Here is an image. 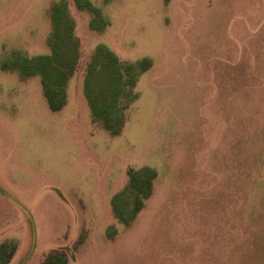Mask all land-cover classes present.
<instances>
[{
    "label": "rangeland",
    "instance_id": "1",
    "mask_svg": "<svg viewBox=\"0 0 264 264\" xmlns=\"http://www.w3.org/2000/svg\"><path fill=\"white\" fill-rule=\"evenodd\" d=\"M59 1L0 0V245L15 247L8 264H43L67 249L77 257L70 264H176V246L205 231L255 232L264 253V0H91L103 31L65 0L79 61L64 107L52 112L40 77L22 79L3 61L52 54L49 13ZM101 46L123 67L152 62L137 76L119 135L95 121L86 96ZM104 78L91 80L98 88ZM145 167L157 173L153 194L127 226L111 201L129 170Z\"/></svg>",
    "mask_w": 264,
    "mask_h": 264
},
{
    "label": "trees",
    "instance_id": "2",
    "mask_svg": "<svg viewBox=\"0 0 264 264\" xmlns=\"http://www.w3.org/2000/svg\"><path fill=\"white\" fill-rule=\"evenodd\" d=\"M74 1L77 8L94 15L90 22L92 30H105L107 21L91 0ZM49 14L52 33L48 44L52 54L31 58L20 52H14L3 61V67L17 71L22 79L39 76L49 108L52 112H57L65 105L66 85L79 61L80 41L74 35L75 25L70 17L67 1L54 3ZM98 65H101V69ZM89 67L90 82L86 86V96L93 117L112 135H119L126 124L127 111L137 98L134 92L137 76L150 70L152 62L129 64L123 67L113 53L101 46L93 53ZM137 70L135 80L133 75ZM98 77H106L107 80L105 83L104 78V82L97 88L93 83L95 80L91 79ZM128 174V185L111 201L116 219L125 225H130L142 211L145 202L153 194L157 177L156 171L148 167L137 171L129 170ZM14 250L15 247L9 244L0 245V264H8ZM71 259H74L72 250L53 251L43 264H69Z\"/></svg>",
    "mask_w": 264,
    "mask_h": 264
},
{
    "label": "crops",
    "instance_id": "3",
    "mask_svg": "<svg viewBox=\"0 0 264 264\" xmlns=\"http://www.w3.org/2000/svg\"><path fill=\"white\" fill-rule=\"evenodd\" d=\"M238 232H192V237L199 241L193 239L194 241H187L185 246H176V253L174 252L176 256L171 257L172 262L176 261V264H264L260 236L255 232ZM72 251L75 252L74 249ZM76 258L74 254V259L71 260Z\"/></svg>",
    "mask_w": 264,
    "mask_h": 264
}]
</instances>
